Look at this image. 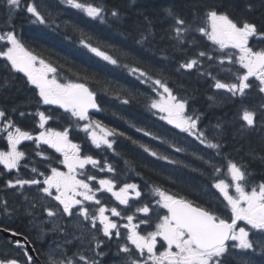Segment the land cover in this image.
<instances>
[{"label":"snow or ice","instance_id":"snow-or-ice-1","mask_svg":"<svg viewBox=\"0 0 264 264\" xmlns=\"http://www.w3.org/2000/svg\"><path fill=\"white\" fill-rule=\"evenodd\" d=\"M58 3L100 24H109L110 18L122 21L133 12L138 33L135 42L141 46L155 39L159 24L162 39L183 54L177 72L195 71L210 88L224 93L225 99L239 101L241 123L233 139L260 134L261 148L257 151L249 147L247 155L264 164V12L259 22L251 18L257 8L264 9V0H244L239 15L223 0H194L186 6L188 11L175 4L156 11L149 0H128L112 6L105 0ZM42 7L55 5H38L36 0H0V60L8 73L0 80V88L12 85L13 73H22L31 86L27 105L34 106V111H26L21 105L0 107V140L6 142V148L0 149V217L7 221L28 219L31 225L21 231L0 223V234H5L0 238V264H38L33 253L46 255L43 264H264V177L255 182L250 163L243 158L241 162L227 160V180L216 177L222 168L214 164L213 157L204 160L213 169V182L205 195H212L221 208L211 202L197 203L187 194L154 182H146L144 188L137 183L118 182L116 168L107 156L98 159L72 141L70 134L75 125L101 151L120 155L115 151L114 138L121 136L151 157L180 163L92 119L90 109L104 110L96 92L82 82H61L57 68L28 47L17 31L16 18L24 12L30 24L51 27L55 23L52 12L45 14ZM202 38L213 47L202 44ZM90 39L82 32L79 43L108 64L119 66L117 58L93 46ZM129 71L155 93L148 108L156 110L160 120L214 150L216 156L221 154L228 122L217 118L210 139L207 128L200 127L205 113L193 108L189 114L190 97L175 94L159 74L139 66ZM253 96L258 102H250ZM208 99L215 103L216 95ZM122 103L129 104L130 100L124 98ZM54 119L66 120L67 126L62 130L49 127ZM20 120H31L35 131L22 128ZM132 126L177 153L186 151L144 128ZM26 141L31 142V148L24 147ZM55 165H62L66 171ZM88 165L113 176L98 178L87 171ZM22 169L31 175H20ZM103 193L110 194L115 204L105 203ZM45 245L46 254L40 251Z\"/></svg>","mask_w":264,"mask_h":264},{"label":"trees","instance_id":"trees-1","mask_svg":"<svg viewBox=\"0 0 264 264\" xmlns=\"http://www.w3.org/2000/svg\"><path fill=\"white\" fill-rule=\"evenodd\" d=\"M85 2L100 3L101 0H85ZM105 2L112 6L113 4L123 5L128 0H105ZM149 2L156 11L172 4L188 11L186 6L192 4L194 0H149ZM223 2L226 6L231 4L236 10V15H239L244 7V0H223ZM36 3L47 6L55 5V7L41 8L45 14H47L46 10L53 13L51 20L55 23L51 27L30 24L26 19V13L21 12L15 21L17 31L34 53L50 61L57 68V78L61 82H82L96 92L98 102L104 110L94 113L92 119L101 121L109 128L124 132L127 136L149 145L162 154L170 150L177 154V158L171 156L172 159L180 161L178 164H169L158 160L144 153L138 144H133L131 140L121 136L114 138L115 151L120 155H115L108 150L101 151L91 145L85 134L80 133L74 125L70 134L71 139L81 145L84 153L91 154L98 159L107 156L108 161L116 168L115 179L118 182L137 183L141 188L145 187L146 182H154L173 192L187 194L197 203L211 202L222 208L223 206L212 195H205L213 182V169L205 164L204 160L213 157L214 164L222 168L221 173L215 174L218 178L228 179V159L241 162V158L250 163L249 170L253 172L255 182L258 183L261 177H264V164H261L259 160H250L247 155L249 147L257 151L261 148L260 134L253 133L251 137L243 139L236 136L233 139L235 130L241 123L239 101L232 102L225 99L224 93H217L216 90L210 88L209 83H206L205 79L199 77L195 71L177 72L176 68L183 59V54L173 50L168 40L162 39L163 33L159 24L155 30V39L141 46L135 42L138 33L133 23L135 18L133 12H129L122 21L115 22L110 18L109 24H100L91 21L79 10L65 8L58 3V0H36ZM262 12L264 9L257 8L251 18L259 22ZM65 21L68 23L66 24ZM73 25L77 27L74 28ZM82 32L91 38L90 42L93 46H100L102 50L117 58L119 66L110 65L83 48L79 43ZM202 44L213 47L206 38H202ZM165 57L167 59H164ZM2 65L3 61L0 60V80L8 75ZM137 66L166 79L178 96L190 97L189 114L193 108L205 113L200 127L207 128L210 139L214 135L212 125L217 122V118L228 122L225 136L221 139L224 147L219 156H216L214 150L206 148L192 137L187 136L188 140H183L180 144V147L185 148L186 151L177 153L168 144L150 136H144L142 132L135 130L132 125L144 128L165 140L167 137H174L175 140L180 137L178 130L159 119L160 114L156 110L148 108L154 93L130 74L129 69ZM236 67L238 68V65ZM13 76L15 80L11 86L0 88V107L11 109L13 105H21L26 111H34V106L27 105L30 95L28 89L31 86L26 84V78L21 73H13ZM214 94L216 95L215 103L208 99ZM124 98H128L130 103L123 104ZM249 99L252 103L258 102L254 96ZM52 121V127L56 130H62L67 126L66 120L54 119ZM125 160L132 163L126 164ZM86 169L98 178L113 176L111 173L98 172L91 166H87ZM2 195L3 193H0V196ZM9 199L10 202L13 199L11 193H9ZM101 199L109 205L113 204L106 193L101 195ZM10 225L21 231L31 227L28 219H16L10 221ZM33 235H35L34 232Z\"/></svg>","mask_w":264,"mask_h":264},{"label":"flooded vegetation","instance_id":"flooded-vegetation-1","mask_svg":"<svg viewBox=\"0 0 264 264\" xmlns=\"http://www.w3.org/2000/svg\"><path fill=\"white\" fill-rule=\"evenodd\" d=\"M22 75H23V74H22ZM18 123H19L20 126H21L22 128H24L25 130H33V131H35V129H34V125H33V123H32L31 120H20V121H18ZM81 123H84V122H81ZM48 126H49V127H52V126H53L52 121L49 122ZM24 147H25V148H31V147H32L31 142H30V141H26V142H24ZM5 148H6V142L3 141V140H0V149H5ZM81 148H82V147H81ZM49 151H51V150H49ZM55 155L58 156L59 154H55ZM37 159H38V158H37ZM58 166L61 168V170H63V171L65 170V169L63 168L62 165H58ZM88 166H90V165H88ZM86 167H87V166H86ZM15 174H16V173L13 172V175H15ZM20 175L27 177V176H29V175H31V174H30L29 170H27V169H22L21 172H20ZM41 179H42V178H41ZM93 183H94V182H93ZM95 186L97 187L98 185H95ZM106 194H107V196L112 200L113 204H115V201L111 198L110 194H108V193H106ZM0 223H8L9 226L11 227V225H10V221H7L6 218H4V217H0ZM48 227H51V225H48ZM32 234H33V233H32ZM2 237H3V235L0 234V238H2ZM38 247H39V245H38ZM47 249H48V246L45 245L43 248L40 249V251H41L42 253H45V254H46ZM33 255H34V257L37 259L38 264H43V261L46 259V255H38L37 253H33Z\"/></svg>","mask_w":264,"mask_h":264},{"label":"rangeland","instance_id":"rangeland-1","mask_svg":"<svg viewBox=\"0 0 264 264\" xmlns=\"http://www.w3.org/2000/svg\"><path fill=\"white\" fill-rule=\"evenodd\" d=\"M49 10H46V12H48ZM53 14V13H52ZM152 97L153 98H156L155 97V93L152 95ZM165 123H166V121H165ZM167 124V123H166ZM168 125V124H167ZM171 127H173L172 125H170ZM174 128V127H173ZM175 129V128H174ZM176 130H178V129H176ZM179 131V130H178ZM180 132V131H179ZM168 141L169 140H171V141H169V142H171V143H175L177 146H179L180 147V144H181V142L183 141V140H188V137H187V134H185V133H181L180 132V137L177 139V140H175V138L174 137H171V138H169V137H167L166 138ZM190 141V140H189ZM164 155H168V156H170V158H172L171 156H174V158H177V154H175V153H172L170 150H167V152L166 153H164ZM64 171H66V169L64 170ZM228 179H229V177H228ZM212 191V193H214L215 192V194H216V196L217 197H219V193L218 192H216V190L215 189H212L211 190ZM221 199H222V197H220ZM49 225H51V224H49ZM79 233H77V235H78Z\"/></svg>","mask_w":264,"mask_h":264},{"label":"water","instance_id":"water-1","mask_svg":"<svg viewBox=\"0 0 264 264\" xmlns=\"http://www.w3.org/2000/svg\"><path fill=\"white\" fill-rule=\"evenodd\" d=\"M95 111V109H90L89 110V113H92V112H94ZM3 236L5 235V234H2Z\"/></svg>","mask_w":264,"mask_h":264}]
</instances>
